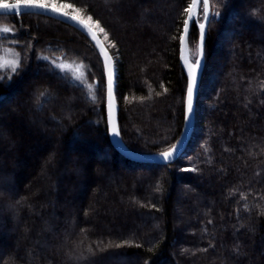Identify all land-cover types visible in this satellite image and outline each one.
<instances>
[{
  "label": "trees",
  "instance_id": "1",
  "mask_svg": "<svg viewBox=\"0 0 264 264\" xmlns=\"http://www.w3.org/2000/svg\"><path fill=\"white\" fill-rule=\"evenodd\" d=\"M190 1L57 0L105 29L107 41L93 28L114 62L118 132L133 152L169 151L181 135ZM208 1L193 133L164 166L111 147L104 64L83 33L44 15H0V50L17 56L14 69L0 66V264H264V0ZM189 31L194 58L197 25ZM52 142L45 197L42 178L25 184Z\"/></svg>",
  "mask_w": 264,
  "mask_h": 264
},
{
  "label": "water",
  "instance_id": "2",
  "mask_svg": "<svg viewBox=\"0 0 264 264\" xmlns=\"http://www.w3.org/2000/svg\"><path fill=\"white\" fill-rule=\"evenodd\" d=\"M9 4H15V3H9ZM192 4H193V0L190 1L189 6L192 5ZM201 5H202L203 17H204L203 0H197L196 6L192 8L191 13L186 12L185 19H188L189 15H191V17H192V20L190 21V28H191L192 24H196L197 27H198L197 19L199 17V11H200V6ZM9 13H16V12L15 11H7V10H4V9L0 8V15L9 14ZM24 13H33V14L44 15V16L56 19L58 21H61V22L65 23V24H67V25H69L71 27H74L77 30H79L92 43V45L96 49L97 53L101 57V59L103 61V64H104V68H105V63L107 61V58L111 57V55L108 52V50L106 49V47L104 46L103 42L98 37L97 33H96V36H97V40L99 41V45H97L96 41L91 39V36L88 34L86 29L81 30L82 26L76 25L73 22H69V21L65 20L63 17H58L55 14L46 13L43 10H39V9H28ZM208 15H209V18H210L209 1H208ZM209 21H210V19H209ZM209 21H205L203 19L202 22H201V23H205L206 33H207V27H208ZM182 34H183V27H182L181 35ZM205 40H206V37H205ZM205 40H204V45H205ZM186 42H187V40H186ZM186 42H185V45L182 47L181 44H180V40H179L178 61H179L180 67L182 69V72H183V74L185 76L186 83H188V69H187L186 61L188 63H190V62H189V59H188ZM198 45H199V30H198L197 47H198ZM101 49H103V52H101ZM198 56H199V53L197 52V57ZM112 68H113V96H112V99H111V110L109 109V97H108V92H107L108 79H107L106 69H105L106 79H105V103H104L107 136H108V141H109L111 147L119 155H121L123 158H125V159H127L129 161L135 162V163L156 164V165H162V166L170 165V164L174 163L182 155V153L186 149L187 144L190 141L192 133H193L194 123H195L196 99H197V96H198V90H199V86H200V82H201L202 73H203V70H204V47H203V66L199 69V72H198V88L195 90L194 97H193L194 112L191 114L190 122L186 123L185 122V109H186V101H187V87H186V94H185V100H184V125H183V129H182L181 135H180V137L178 139V141H179L178 151L175 152V156H174V158L171 159L170 162L165 160L160 155L161 153H159V154H140V153L133 152V151L129 150L122 143V141L120 139V136H118L116 138L113 137V134L110 132V128L112 127L113 124L115 125V127H116V129L118 131V118H117V115H118V104H117L116 96H115V67H114L113 59H112ZM170 150H172V148Z\"/></svg>",
  "mask_w": 264,
  "mask_h": 264
},
{
  "label": "snow or ice",
  "instance_id": "3",
  "mask_svg": "<svg viewBox=\"0 0 264 264\" xmlns=\"http://www.w3.org/2000/svg\"><path fill=\"white\" fill-rule=\"evenodd\" d=\"M197 0H193V4L185 9L186 12L191 13L192 8L196 6ZM204 6V17L205 21H209L208 15V0H203ZM0 8L7 11H15L17 15L23 14L28 9H39L43 10L46 13L55 14L58 17H63L65 20L69 22H73L76 25L82 26L81 30L86 29L88 34L91 36V39L96 41L97 45H99V41L97 40L96 32L93 31V28H98L100 32H104L105 29L100 26L97 22L93 24V18L88 16L87 20L81 18L79 10L74 8L71 3H57V0H17L15 4H6L0 3ZM67 9H71L72 14ZM219 16V13L216 14ZM192 20L191 15H189L188 19L183 21V34L180 37V44L183 47L185 45L186 40L190 35V21ZM199 30V45L197 47V52L199 56L192 63H188L186 61L187 69H188V83H187V101H186V109H185V122H190L191 114L194 112L193 106V97L194 92L198 88V72L199 69L203 66V47L204 40L206 37L205 23H198ZM3 31L7 32L8 29H3ZM103 52V49H101ZM105 69L107 72V92L109 97V109L111 110V99L113 96V68H112V58L108 57L105 63ZM83 73H81V77ZM81 77H78L81 78ZM88 89L91 91L92 85L88 84ZM163 87V85H162ZM167 91V89H165ZM141 99H143L141 97ZM110 132L113 134V137L116 138L119 136V132L117 131L115 125L113 124L110 128ZM179 141L177 144L172 146V150L162 152L160 155L167 161H171L175 156V152L178 151ZM184 171H193V169H184Z\"/></svg>",
  "mask_w": 264,
  "mask_h": 264
},
{
  "label": "rangeland",
  "instance_id": "4",
  "mask_svg": "<svg viewBox=\"0 0 264 264\" xmlns=\"http://www.w3.org/2000/svg\"><path fill=\"white\" fill-rule=\"evenodd\" d=\"M87 20V19H86ZM94 24V23H93ZM94 29L100 33L103 37L104 40L107 41V38H106V35L102 32L99 31L98 28H95ZM188 53V52H187ZM131 57V55H130ZM197 58V55L193 58L188 55V59H189V62L192 63L194 62V60ZM221 60L219 59V62ZM17 64V56L15 54V52L11 51V50H0V66L1 67H9L11 69H14L15 66ZM105 69V68H104ZM129 76H132L134 74V65L132 64V67L131 69L129 70ZM1 128V127H0ZM33 135V134H31ZM0 137H3L4 140H6V138L8 137L6 133H4L3 131L0 132ZM32 140V139H31ZM32 144V143H31ZM32 146V145H31ZM35 146V145H34ZM33 147V146H32ZM8 148L11 150L13 149V147H10L8 146ZM16 148V147H15ZM56 148H59L58 145H56V143L52 142V144L50 146H48L47 148H45L44 150H40L39 151V155H36V157L38 158V162L36 164V169H35V174H33V177L31 179H29V181H27V184H25V189H29V190H32V187L34 188V186H36V180H40L42 178V181H43V194L45 197H47V194H46V187H47V182H48V178H47V175H45V171L46 169L48 168V166L50 165L51 162H53V159H55V150H57ZM15 150V149H14ZM28 150V149H27ZM36 150V149H35ZM30 154V153H29ZM33 154V153H31ZM74 152L73 150L71 151V149H69L68 152H66L64 155H63V159L64 161H67V158L68 157H72L74 156ZM30 162H32V159L29 160ZM65 164L62 163L61 165V172H65ZM23 167V166H22ZM52 167V166H51ZM67 169V168H66ZM97 172L99 173V176H101V169L98 168L97 169ZM102 177V176H101ZM116 178V177H114ZM31 180V181H30ZM106 183V182H105ZM100 186V181L96 180V183H95V187L96 186ZM94 187V186H93ZM100 193V188L98 190V188L96 189V191H93L92 194L94 196V194H97ZM174 196H175V202H176V206L178 207L179 206V202L182 201L183 199V196L180 192V189L176 188L175 192H174ZM92 202H94V200H91ZM54 203H57V207H58V204H59V200L58 202H55ZM49 204V203H48ZM50 205V204H49ZM51 206V205H50ZM92 206V205H91ZM93 207V206H92ZM76 209V208H75ZM184 215L181 213L180 210H176V213H175V219L177 218H181V219H184L185 218H182ZM57 218H55L54 220H56ZM188 220V218H186V221ZM185 221V223H186ZM134 227H136L137 229L139 228V225H137L136 223H133L132 224ZM129 226V225H128ZM143 228V227H142ZM141 229V228H140ZM178 240L179 242H183L184 241V237H178ZM18 248V247H17ZM117 262V258L114 260Z\"/></svg>",
  "mask_w": 264,
  "mask_h": 264
}]
</instances>
